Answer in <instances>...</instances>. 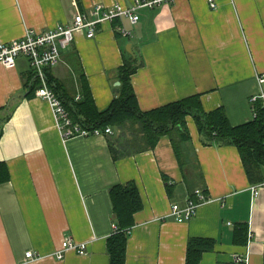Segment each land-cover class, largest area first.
Masks as SVG:
<instances>
[{"label": "crops", "instance_id": "1", "mask_svg": "<svg viewBox=\"0 0 264 264\" xmlns=\"http://www.w3.org/2000/svg\"><path fill=\"white\" fill-rule=\"evenodd\" d=\"M166 0L139 12V20L98 24L93 38L77 31L50 74L79 100L74 67L81 68L97 110L105 109L117 87V68L134 57L131 84L142 111L200 95L205 112L222 107L231 125L252 119L251 95L264 74V0ZM131 0H0V42L70 25L76 13L96 5L129 6ZM120 24L130 33L115 35ZM79 68V71H80ZM31 73L20 57L0 64V162L9 180L0 184V264H109L106 240L115 230L109 188L133 181L142 200L128 231L125 264H185L190 237L215 240L199 264H263L264 186L251 195L234 146L204 144L191 117L190 139L179 159L168 136L151 150L128 149L113 157L110 139L119 130L62 140L47 102L26 98ZM264 93V87H261ZM78 97V99H76ZM120 143V144H121ZM122 155V156H121ZM162 175L167 177L166 182ZM264 183V171L262 172ZM208 201L189 222L169 216L194 189ZM246 223V245L232 243L235 225ZM84 244L55 258L60 243ZM32 251L38 258L25 259ZM234 255L246 258L234 262Z\"/></svg>", "mask_w": 264, "mask_h": 264}, {"label": "trees", "instance_id": "2", "mask_svg": "<svg viewBox=\"0 0 264 264\" xmlns=\"http://www.w3.org/2000/svg\"><path fill=\"white\" fill-rule=\"evenodd\" d=\"M118 37V33L115 32ZM80 68V67H79ZM74 67L78 79L80 98L63 91L62 83L46 71L47 84L61 101L72 123L89 132L106 128L119 130L121 136L128 133L122 143L111 140L110 152L113 157L128 154V149L146 151L153 149L160 137L168 136L175 155L179 159L180 146L190 139L186 118L193 119L204 144L234 146L239 154L246 177L250 184L263 182L264 171V108L260 101L253 104L255 117L250 121L233 126L222 107L205 112L200 95H192L149 111L140 110L131 84V75L137 65L134 57L124 58L117 68L119 86L108 106L99 111L94 105L91 92L83 72ZM26 98H32L40 86L39 80L30 73L26 82ZM1 136V132H0ZM121 143V144H120ZM123 151L128 153H123ZM121 155V156H122ZM166 182L167 177L162 175ZM9 180L8 170L0 162V184ZM206 195V189L201 188ZM109 198L115 221L114 233L106 240L109 264H125L126 244L129 229L134 225V214L142 209V200L133 181L116 184L109 188ZM191 198L193 196L189 195ZM208 198V197H207ZM248 227L246 223L235 225L232 243L246 245ZM215 240L206 237H190L186 243L185 264H199L204 253L213 250ZM264 264V251H263Z\"/></svg>", "mask_w": 264, "mask_h": 264}, {"label": "built area", "instance_id": "3", "mask_svg": "<svg viewBox=\"0 0 264 264\" xmlns=\"http://www.w3.org/2000/svg\"><path fill=\"white\" fill-rule=\"evenodd\" d=\"M163 1L166 0H131L129 6L114 4L106 8L96 5L87 12L76 13L70 25H58L42 32L26 30L24 35L19 39L6 43L0 42V64L5 67H12L20 57L27 60L31 74L39 80L40 84L34 91V95L47 102L62 140L65 141L72 137H88L89 135H110V128H106L103 132L99 130L89 132L72 123L61 101L48 86L46 71L61 62L62 53L73 42L75 32L83 31L85 32V36L91 39L95 35L97 25L103 22L125 19L131 25H134L140 18L139 12L141 9L153 8ZM208 4L211 9L216 7L213 0H208ZM115 31L123 37L130 35L120 24L115 27ZM256 80L260 87V92L251 95L249 98L252 118L255 117L254 103L260 101L264 108V93L261 88L264 87V74L257 75ZM261 186H264V183L251 185L250 191L253 197L258 195V189ZM191 195L193 198L188 196L183 204L173 203L170 206L169 216L173 217L177 223H185L192 220L196 215L197 209L208 201V198L203 194L201 189H194ZM67 251H74L78 255L86 254L84 244H77L70 239H64L60 243L59 250L54 253V256L60 260L63 253ZM24 256L27 261H33L38 258V255H35L32 251L26 252ZM233 258L236 263L246 261L245 257L242 258L238 255H234Z\"/></svg>", "mask_w": 264, "mask_h": 264}, {"label": "water", "instance_id": "4", "mask_svg": "<svg viewBox=\"0 0 264 264\" xmlns=\"http://www.w3.org/2000/svg\"><path fill=\"white\" fill-rule=\"evenodd\" d=\"M115 87H117V86H119V82L117 81V82H115Z\"/></svg>", "mask_w": 264, "mask_h": 264}, {"label": "rangeland", "instance_id": "5", "mask_svg": "<svg viewBox=\"0 0 264 264\" xmlns=\"http://www.w3.org/2000/svg\"><path fill=\"white\" fill-rule=\"evenodd\" d=\"M214 3H215V2H214ZM121 134H122V133H121ZM121 134H120V135H121Z\"/></svg>", "mask_w": 264, "mask_h": 264}]
</instances>
